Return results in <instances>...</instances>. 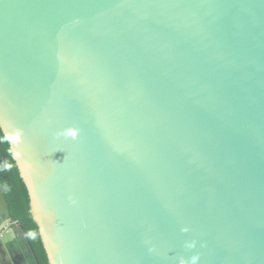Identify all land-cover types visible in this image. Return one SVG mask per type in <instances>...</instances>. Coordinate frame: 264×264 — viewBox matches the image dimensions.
<instances>
[{"label": "water", "instance_id": "95a60500", "mask_svg": "<svg viewBox=\"0 0 264 264\" xmlns=\"http://www.w3.org/2000/svg\"><path fill=\"white\" fill-rule=\"evenodd\" d=\"M0 127L49 264H264V0H0Z\"/></svg>", "mask_w": 264, "mask_h": 264}, {"label": "trees", "instance_id": "16d2710c", "mask_svg": "<svg viewBox=\"0 0 264 264\" xmlns=\"http://www.w3.org/2000/svg\"><path fill=\"white\" fill-rule=\"evenodd\" d=\"M0 185L7 198L12 220H16L32 249L33 264H49L39 227L30 212V197L20 176L11 146L0 127Z\"/></svg>", "mask_w": 264, "mask_h": 264}, {"label": "flooded vegetation", "instance_id": "af4514ba", "mask_svg": "<svg viewBox=\"0 0 264 264\" xmlns=\"http://www.w3.org/2000/svg\"><path fill=\"white\" fill-rule=\"evenodd\" d=\"M0 221H2L0 219ZM1 223V222H0ZM0 225V263L1 264H20V251L26 258L28 264H33L31 256L32 249L28 243L21 224L16 220ZM3 241L9 243V249L3 245Z\"/></svg>", "mask_w": 264, "mask_h": 264}]
</instances>
